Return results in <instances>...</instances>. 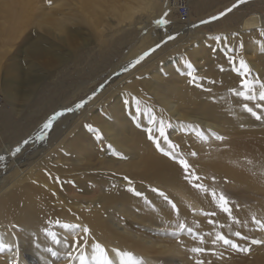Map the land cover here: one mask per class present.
<instances>
[{
	"label": "rangeland",
	"instance_id": "rangeland-1",
	"mask_svg": "<svg viewBox=\"0 0 264 264\" xmlns=\"http://www.w3.org/2000/svg\"><path fill=\"white\" fill-rule=\"evenodd\" d=\"M39 2V4L43 3L44 6H52L53 4V1L50 0H41ZM157 2L159 5H154L156 8L154 11L156 12L152 13L149 10L142 11L143 14L139 23H129L127 21V23L122 24L118 23L113 17H110L109 20L108 17H103V21L94 25H91L88 20H82V23L72 25V28L77 30V34L74 40L67 41V43L39 27L30 10L29 14L26 11L23 12L25 13L23 15L28 16V19L23 16L25 20L15 21V24L13 19L10 21V18L4 17V20L6 18L5 27L4 24L0 25V97L2 104L0 108V148L4 144L17 143L25 138L27 139L29 136H34L33 133L35 134L38 131L39 127L53 112L64 108H74L81 100H86L87 97L92 96L96 92L95 96L83 108L79 109L80 113H78L77 118L71 112L66 113V116L63 117L64 119L56 122L57 124L53 126V130L45 141L26 146L21 153L15 156V159H19V166L23 170L38 168L40 164H43L41 172L43 173L42 178H44L38 184L42 187L41 190L45 191V194L48 196L49 202L47 203L51 206L49 211H52V209L59 211L57 216H53L54 221L59 220L61 223H69L68 220H63V217L71 216V213L75 211H84L87 214L91 213L95 222L101 221L103 224L107 222L108 225L105 224V226L110 228L111 235L115 239L121 238L125 243L126 241H130L126 245H130L134 240L140 239V237L144 238L143 240L147 242L148 247L152 244L150 246L151 250L149 249V255L151 253L150 256L158 264L170 263L168 258L172 255L157 253L159 245L166 243L174 244V246H178L179 248H188V253L185 254L188 258V264H264V228L255 223L256 220L264 223V179H261L264 176V166L258 167L259 162L257 158L260 156L258 150L252 149L251 153L241 152L235 160L236 162L244 163L242 169L254 162L256 172L249 175V177L253 178L251 181L242 179L239 175L233 177L230 173L224 174L219 172L217 169L212 168L210 164L213 161V150L216 149L213 147L214 145L218 143L222 144L227 138L236 139L245 137L251 140L250 138L254 137V139H263L264 126L252 125L240 131L230 132L227 129L216 128L214 126L216 122L213 119L203 116L195 117V120L192 118L188 124L180 122L177 125L175 134L172 135L170 132L168 134L170 140L174 144L179 145V151L183 154V157L188 159L195 173L202 178L199 182L206 185L209 190L214 189L217 195L223 193L229 199L233 218H229L228 214L221 211L217 205L209 206L200 189L194 188L192 183L185 179L181 166L160 150L159 154L162 153L161 156L163 155L169 163L176 164L179 167L181 174L178 176L180 178L177 181L179 180L178 183L184 185L180 189L194 196L198 206H193L184 197L185 194L180 193L177 187L174 189L169 186L165 187L163 183L157 182V180H154L150 176L140 177V171L144 168L138 166L139 168H135V171H133V173L137 172L134 173L135 178L129 181H131V187H134L137 192L143 193V196L140 197H147L146 199L152 202L149 195H158L152 189H159L166 194L168 201L174 203L181 213L176 216L173 211H169L171 204L159 195L155 197L154 201L156 203H163L162 208L164 210L161 209L159 210L160 212H147L138 206V202L135 199L136 195L128 190L130 186L129 181L119 178L116 168L104 170L99 160H95L94 158L99 156L102 159L103 156L106 158L112 156L117 157L116 162H119L118 160H128L127 162H130L131 160L119 153L120 147L109 151L108 146L104 144L105 141L101 142L98 139L97 132L90 130H88L87 135L93 138L95 144L97 142L99 145L95 147L97 151L95 155L92 152L90 154H83L80 165L83 166L81 169L85 171L80 173L79 176H85L84 178L91 181L92 179L99 180L103 177L105 178V175H107L105 180L108 178L109 182L103 184L102 188L97 192L99 195L96 194V196L104 197L106 194L113 193L117 196L116 201L111 202V199L108 201L96 199L87 203L83 200L79 205H74L72 194L64 187L63 178L66 172H56L52 167L54 165L68 166L66 163L69 162L63 160L71 155L69 152L63 150L61 146L63 142L61 143V139L56 135L57 133L65 132L63 136L74 137L77 125H80L81 122L92 120L96 116L100 118L104 117L109 102L113 103L121 99L118 101V104H125L126 98L124 95L128 93V89H126V92L121 89L117 91L118 88L120 86L126 88L131 84L130 82H135L134 80L141 81L143 85L155 82L158 71L166 70V66L171 65L172 61L170 60L173 56L179 60L182 59L180 60L181 62L175 64V68L179 67L181 63L186 64L187 62H191L193 67L190 70L196 78L201 74L198 70H230L232 75L236 76L235 81L238 84H241L239 82H241L242 77L234 70L233 65L229 62L228 55L235 57L237 67L239 60L243 59L249 66L251 74L253 70H257L256 67L260 63L264 62L263 44L260 39L257 40L259 38L258 33L263 30L257 29L260 26L252 27V30L249 29L247 31L242 27V22L245 18L252 14L261 16V20H264V0H245L244 3L239 4L235 8H232V6L237 3V0H189V22L197 25V27H194L195 30L192 34H188L184 30L189 22L182 23L179 16L176 15L175 10L169 7L170 5L162 9L160 6L161 2ZM165 3H168V1ZM91 6L92 4L88 5L87 8ZM229 8L232 10L226 12V9ZM221 12H225V15L219 16ZM165 13H167L166 17H164ZM107 15L112 16L110 14ZM213 16L218 17V19L200 24V21H207ZM161 17L166 18L170 23L163 27H157L155 21ZM259 22L262 23L261 21ZM146 29H149L151 34L149 37L147 36L145 50L137 52L133 57L134 59L131 57L128 59L124 58L130 47L145 33L144 30ZM65 35L62 34V36ZM169 36L173 38L169 39ZM216 36L226 37L227 39L216 41L213 39ZM157 44L160 45L159 48L155 47ZM241 44L243 47H240ZM225 45L234 51H230L226 55ZM51 46L56 47L52 48ZM150 49L155 50L149 52ZM146 52L149 54L139 64L128 69L126 71L128 74L125 72L126 74L123 75L124 79H120V81L118 79L116 82L114 81L103 86V80L108 77L109 71L120 70L122 67L118 66L121 63L130 61L128 64H132ZM233 79L230 78L231 81ZM189 82L197 85V82H192V78ZM4 90H8L10 93ZM123 91L126 93L123 94ZM100 96L103 97L93 108H87ZM143 99L146 100L145 98ZM139 105L137 106L139 107ZM139 108L142 111V107ZM95 110L98 112V115L95 113ZM126 114L129 115L126 120L128 121L130 118L132 121L130 122L129 120V123H132L138 129L140 128L142 131L139 130L143 132L142 134L146 133L148 135L149 133L146 132V129L149 127L153 126L152 128H156L153 123L150 125L140 124L139 122L142 121V118L138 116L136 108L131 109ZM136 114L137 117H134ZM70 116L72 117L71 121L67 118L65 120V117L69 118ZM73 120L75 122L77 120V124L73 125ZM168 122H171V120ZM70 124L72 125L67 130ZM198 133H202V135H198ZM154 135H157V133ZM103 136L105 137L104 134ZM217 137H223V139H217ZM186 144L189 145L188 151L185 150ZM84 146L85 151H88L89 148L94 150L93 146L86 145V142ZM220 148L230 151L228 146L223 145ZM262 151L264 153V150ZM192 152H195L196 155H190ZM56 157H59V159H56ZM45 158H48L50 162L48 163V161L44 160ZM91 159H94L97 164L96 169L92 171L88 168L91 164ZM12 163L11 159L0 163V177L5 175ZM52 173L55 178L52 176ZM213 177H215V180L212 179ZM12 179L7 177L0 180V195L7 193V191L3 190L10 185ZM115 184L120 187L125 186L124 188L127 191L123 192L122 195H117L116 190L113 189ZM18 188L24 191L33 189L23 188L22 185H19ZM201 191L205 193V191ZM77 192L81 193V190L78 189ZM127 192L132 193V198L128 196ZM207 193L210 195L209 192ZM62 200L63 204H60ZM209 201L215 202L212 196H210ZM137 209H139L138 212ZM205 212L215 213V215L206 216L203 214ZM209 221H212V223ZM182 223L187 228H191L193 232L189 233L187 229L180 231L179 226ZM83 224L85 223L83 222ZM85 227L87 226L85 225ZM8 228L14 229L17 233V242L12 244V252L16 251V257H20L21 250L25 246L19 244L20 240L27 238L26 235L30 237L37 230L33 231L31 228L23 230L14 220H10ZM48 228L63 236L66 235L64 230L59 229L53 224H50ZM0 229H4V227H0ZM237 231L241 233L242 237H246V239H242L241 236H235L234 233ZM94 232L96 231H91V229L90 234L82 231L78 235L69 236V239L67 237V239L71 243L74 237L87 236L89 244L99 242L98 239L92 238H97L100 235ZM219 233H223L242 248H248L249 251H239L231 245L223 244L221 241L213 243ZM124 237H128V240ZM200 237L203 239L201 240ZM253 241H261L262 243H253ZM26 244L29 251L35 246V243L30 239L26 241ZM48 248H52L57 252V255H52L49 252V256L52 259L51 264H76V260H71L67 256V252L71 249H66L65 246L57 248L56 244L53 243L47 244L46 249ZM197 248L205 250L198 252L195 251ZM73 255L78 256V252L73 251ZM174 258L179 261L178 257ZM0 259L7 260V263L12 261L6 250L0 252ZM137 260L140 264L141 259ZM20 262H28L24 254H21ZM12 263L16 264V261H12Z\"/></svg>",
	"mask_w": 264,
	"mask_h": 264
},
{
	"label": "bare ground",
	"instance_id": "bare-ground-1",
	"mask_svg": "<svg viewBox=\"0 0 264 264\" xmlns=\"http://www.w3.org/2000/svg\"><path fill=\"white\" fill-rule=\"evenodd\" d=\"M39 1L41 0H0V25L4 24L5 27L6 18L4 20V17L10 18V21L11 19H13L14 24L15 21H19L22 19V21H24L26 15H23L25 14L23 12L26 11L27 14H29L28 12L30 10V12H32V16L35 18L34 20H36L39 27L67 43V41L74 40V37H76L77 34V30L72 28V25L82 23V20H88L91 25H94L98 22L103 21V17H108V20L110 19V17H113L118 23L122 24L127 23V21H129V23H139V20L141 19L143 14L142 11L149 10L152 13L156 12L154 11L156 10L154 5H159L157 1L161 2L160 6L162 9L167 5H170V3L163 2L164 0H50L53 1L52 6H44L43 3L39 4ZM90 4H92V6L90 8H87V6ZM107 14H110L112 16H109ZM27 17L26 19H28ZM259 21H261L262 23H260ZM192 25L193 24L189 22L186 28H184V30L188 34H192L195 30ZM242 25L245 31L249 29L252 30V26H260L257 29H261L263 31L258 33L259 38L257 40L260 39V41H262V50H264V20H261V16L259 17L256 14H252L251 16L245 18V20L242 22ZM102 27H104V25H102ZM144 32L145 33L138 38L137 42L132 47H130L129 51L124 55V58H133L137 52H140L146 47L147 36L149 37L151 33L149 32V29L144 30ZM62 34L66 35L62 36ZM54 47L56 46H53L52 48ZM57 48L56 50H58ZM180 60L177 57L174 58L173 56L170 60L172 61L171 65L166 66V70H159L157 73V80L155 79L156 81H153L151 84L147 83L148 85L145 83V85L147 86L143 85L141 81L138 82V80H134L135 82H130L131 84L129 83L130 85L126 88L120 86L117 91H119L120 89L126 91V89H128L127 94H125L127 91H123V94H125L124 96L126 98L125 104H118V101H120L121 99L113 103L109 102L108 105L106 104L108 109H106V112L104 111V117L100 118L96 116L93 117L92 120L84 121L83 123L81 122L80 125H77L78 127L74 132V137H69L67 135L63 136L65 132H59L56 134L57 137L61 139V143L63 142V145H61L63 150L69 152V154L71 155L70 157H67L65 158V160H63L65 162H69L66 163V165L68 166L62 167L59 165H54L52 167L56 172H66L63 178V182L65 183L64 187L69 191V193L72 194L74 205H79L83 200L88 203L96 199L106 201L111 199V202H114L116 201L117 197L113 193L106 194V196L104 197L96 196V194H98L97 192L102 188L103 184L109 182L108 178L105 180L107 175H105V178L103 177L99 180L92 179L91 181H89L87 178H84L85 176H82L83 178L79 176L80 173L85 171L84 169H81V167L83 166L80 165L82 162L81 158L83 154H90L92 152L95 155V153H97L95 147L99 145L97 142L95 144L93 142V138L87 135L89 130L87 126L91 125L93 128L98 129V139L101 140V142L105 141V146L111 145L112 149L120 147L119 153H121L123 157H127L131 160L130 162H127L128 160H118L119 162H116L117 157L111 156L106 158L105 156H103L105 158L103 159L102 157L101 159V157L96 156L94 159L99 160L101 165L104 167V170L116 168V172L119 178H122V180L125 181H129L135 178L134 173L137 172L133 173V171H135L134 169L141 166L144 169L140 171V177L150 176L154 180H157V182L163 183L165 187L169 186L172 189L177 187L180 193L185 194L184 197L187 198L193 206H198V203L194 199V196L180 189L183 188L184 185L179 184V180L177 181V179L180 178L178 176L181 174L179 167L176 164L169 163L163 155L161 156L162 153L159 154V150L155 146L156 143L154 142V140L149 138V134H142L143 132H141L142 130L140 128L139 129L141 131L138 129V127H134L132 123H129L130 118L128 121L126 120L128 119L127 117H129V115H127L126 113L133 108H137V101L146 102V100H148L146 103L139 102V104L141 105L138 104L139 107H142V111L140 113L138 112V116L142 118V121L139 122L140 124H149V114L151 113L157 118V121L163 120L167 123L169 120H171V124L173 127L168 130V134L170 132V134L172 135L175 134L177 125L180 122L188 124L192 120V118L193 120H195V117L203 116L213 119L216 122V124L214 123V126L216 128L227 129L230 132L240 131L242 129H245V127L252 125L260 127L264 126V108L256 107L257 104H264V101H260L258 99L259 92L262 90L260 84L264 83V62L260 63L256 67L257 70H253V73L248 77L250 81L257 80L260 82L255 85L257 99L245 100L232 91L233 89H235L236 92H239L241 90V84L236 83V76H233L230 70H198L201 72V74L198 75L195 81L197 82V85H195L189 82L191 78L187 75V72L189 71L187 68V63H181L179 67L175 68V64H177V62H181ZM128 63H130V61H128L127 63H121L118 66L122 67L120 68V70L109 71L107 74L108 77L103 80V86H106L114 81L116 82V80L118 79L119 81L120 79H124L123 75L127 72L123 71L122 69H130L131 64ZM230 78L234 79L231 81ZM212 81H214V83H212ZM102 97L103 96H100L99 98L95 99L93 104L90 103L91 105H89V107L87 108H93ZM143 98H145L146 100H144ZM245 103H247L249 107L253 108V110L258 115H260L261 118L257 119L256 115H253L252 113L246 111L243 107ZM71 113L74 114L75 118H77L80 110L78 109ZM95 113L98 115L97 111ZM101 113L103 114V112ZM64 116H62L58 121L64 119ZM134 117H137V114ZM66 118L69 119V121L72 120L71 116L69 118L65 117V120ZM131 121L132 120H130V122ZM76 122L78 121L76 120ZM76 122L74 121L73 125ZM207 123L210 124L211 122ZM153 124L155 127L158 126L157 123ZM71 125L72 124L68 125V128L66 127L67 130H69ZM143 131L145 132V130ZM103 134L105 135V137L103 136ZM154 134L156 133H153V135ZM250 139L251 140H248L245 137L236 139L227 138V140H225L222 144L218 143L217 145H214L213 147H215L216 149L213 150L214 157L212 156L213 161H211L210 163L211 167L224 174L230 173L233 177H237L239 175L242 179H247V181L253 180V178L249 177V175L256 172L254 162L247 165L246 168L242 169L244 163L235 161L238 154H240L241 152L251 153L253 149L255 151L258 150V154L260 155V158H257V161L259 162L258 167L264 166V153L262 151L264 150V138L254 139V137H251ZM23 140L13 144H4L3 147L0 148V155H5L7 159H11L13 161L10 168L6 171L5 175L0 177V180L7 177H10L11 179L13 178L10 185L5 190H3L7 191V193L0 195V227H4V229H0V242L7 244H13L17 242V233L14 229L8 228L10 220H14L15 223L21 226L23 230L31 228L33 231H37L33 232L30 237L26 235L27 238H22L19 243L21 246L25 245L22 248L23 250H21V254H24L26 256L28 262L21 263V254L20 257H16V251L12 252L6 250L8 255L12 258V261H16V264H51L52 259L49 256L46 245L55 243L51 240L50 237L45 234L44 230L48 229L49 231H51V228L48 227L50 226V224H53L59 229H62L66 232V235L64 236L59 233L58 235L61 238L68 237V239L69 236L78 235L82 231L73 233L70 230L63 229L54 221L53 216H57L59 211H55L52 208V211H49L51 206L47 203L49 202L48 196L45 194V191L41 190L42 187L38 184L44 178H42L43 173L41 172L43 164H40V167L38 168H29L23 170L19 166V159H15V157L10 155L11 151ZM85 142L86 145H92L94 150H91V148H89L88 151H85ZM186 145L187 146L185 147V150L188 151L189 145ZM223 145L228 146V149H230V151H227L225 148H220ZM161 146L166 148V145H164L163 141H161ZM56 159H59V157H56ZM94 159H91V164L88 167L91 171L95 170L97 166ZM44 160L48 161V163L50 162L48 158H45ZM1 162L2 161H0V163ZM52 176L55 178L53 173ZM125 177H127L128 179H124ZM262 177L261 179H264V176ZM102 180L103 182L101 183ZM19 185H22L23 188L26 189H33L28 191L20 190V188H18ZM118 185L115 184L113 187V189L116 190L117 195H122L123 192L127 191V189L124 188L125 186L120 187L122 185ZM78 189L81 190V193L77 192ZM200 192L204 196V199L208 201L209 206L217 205V203L209 201L211 195H209L207 192L203 193L201 190ZM127 194H129L128 196L132 198V193L127 192ZM156 196L158 195H149L152 200L151 204L146 203L145 198H141L140 196H135V199L138 202V206L145 209L147 212H160L159 210L163 209V203H156V201H154ZM60 204H63V200ZM139 209H137V212L139 211ZM169 209V211H173L174 215L176 216L181 213L180 211L177 213V211H175L172 207H170ZM11 211H13V213H11ZM73 213H71V216L63 217V220H68L69 223L78 224L82 227H85L86 225L89 229H91V231H96L94 233L100 234L97 238H92L98 239V241L109 251L110 257L113 260V264H119V258L117 257L114 249H120L124 252H132L136 259H141L140 264H158L154 260V258L150 256L151 253L149 255V249L151 248L150 246L152 244L148 247L147 242L143 240L144 238L140 237V239H137L136 241L133 239L134 242H132L130 245H126L130 241H126L125 243L121 238V240L115 239V237L111 235L112 232L110 228L105 226L107 222L105 224H103L101 221L95 222L93 220V214H87L84 211H75ZM163 215L165 214L163 213ZM83 222L85 224H83ZM124 238L128 240V237ZM28 239L32 240L35 243V246L32 247L30 251L28 250V246L26 244V241ZM146 244L147 246H145ZM90 245L91 244H89V246ZM56 246L57 248H62L64 247V244L62 242L61 244H56ZM156 248L158 247L156 246ZM187 250L188 248H179L178 246H174V244L166 243L159 245L157 253H166L172 255L170 256V258H168L170 260L169 264H188V258L185 255L186 253H188ZM92 251L93 250L91 249V247H89L86 252L88 264H92ZM173 256L178 257L179 261L178 259L175 260ZM12 261L10 263H7V260L4 261L0 259V264H13ZM75 263L80 264L79 259H76Z\"/></svg>",
	"mask_w": 264,
	"mask_h": 264
},
{
	"label": "snow or ice",
	"instance_id": "snow-or-ice-1",
	"mask_svg": "<svg viewBox=\"0 0 264 264\" xmlns=\"http://www.w3.org/2000/svg\"><path fill=\"white\" fill-rule=\"evenodd\" d=\"M245 0H237V3L234 4L232 6V8L237 7L239 4L244 3ZM232 9H226V12H230ZM225 12H221L219 14V16H224ZM167 16V13L164 14V17ZM161 17L160 19H157L155 21V24L157 25V27H163L166 26L167 24L170 23V21H168L166 18ZM218 19V17L213 16L210 17L209 20H202L200 21V24H205V23H209L212 20H216ZM192 27H197V25H192ZM173 37L169 36V39H172ZM216 41H220L222 39L226 40V37H220V36H216L213 38ZM156 48H159L160 45L157 44L155 46ZM240 47H243V45L241 44ZM155 49H150L149 52L154 51ZM230 51H234L232 49H229L228 46L225 45V54L228 55V53ZM149 53L146 52L144 53L141 57H139L137 60H135L130 67H134L136 64H139L141 60L144 59L145 56H147ZM228 59L229 62L233 65L234 70L240 74V76L242 77L241 79V90L239 92H236L235 89H233L232 91L242 97L245 100H256L257 99V95H256V91H255V85L257 83H260L257 80H249L248 77L251 75V70L249 68V66L247 65V63L243 60L240 59L238 62V67L236 66V60L234 56L228 55ZM193 66L191 65V62H187V68L189 69V71L187 72V75L192 78V82L195 83L196 81V77H194L193 72L190 70ZM123 71H127L128 68H124L122 69ZM212 83H214V81H212ZM103 87V86H101ZM202 87V85H201ZM261 87V91L259 92V96L258 99L260 101H264V83L260 84ZM93 96H95V93H93L92 96L87 97L86 100H81L79 103H77L75 105L74 108H64L61 109L60 111L57 112H53L48 118L47 120L39 127L38 131L34 134V136H29L27 139H24L21 143H19L10 153L11 156L15 157L17 156V154L21 153L22 150L25 149L26 146H29L33 143H39V142H43L45 141L48 136L49 133L53 130V126L54 124L62 117L64 116L66 113L69 112H73L76 111L78 109L83 108L88 101H90ZM139 104V101H137V105ZM244 109L250 113H252L253 115H256L257 119H260V115H258L253 108L249 107L247 103H245L243 105ZM257 108H264V104H257L256 105ZM141 109L137 106L136 108V112H140ZM152 123H157L158 126L153 129L152 127L147 128V132L149 133V138L154 140V142L156 143V147L158 150H160L161 152H163L165 155L169 156L171 159H173L174 161H176L182 168L183 173H184V177L186 180H188L189 182L192 183L193 187L196 189H200L203 190L205 192H209L210 195L212 196L213 200L217 203V206L221 209V211H223L224 213H227L229 218H233L232 217V209L230 207V201L229 199L223 194L220 193L219 195H217L216 191L214 189L209 190L208 187L206 185H204L203 183H200L199 181L202 180V178L197 175L195 173V171L193 170L192 166L189 164L188 159L186 157H183V154L179 151V145L174 144L168 136V130L171 129L173 126L171 124V122H165L163 120H159L157 121V118L152 115L151 113L149 114V124ZM89 128L90 131L93 132H98V129L93 128L91 125L87 126ZM157 133L158 135H153V133ZM198 135H202V133H198ZM206 138V137H205ZM217 139H223V137H217ZM161 141H163L164 145H166L165 147L161 146ZM109 151L112 150L111 145L108 146ZM117 155H119L117 153ZM190 155L195 156L196 153L192 152L190 153ZM7 159V157L5 155H0V161H5ZM125 179L127 180L128 178L125 177ZM213 180H215V177L212 178ZM129 188L128 190L132 193H134L136 196H143V193L141 192H137L136 189L134 187H131V181H129ZM153 192L158 193L159 196H161L164 200L168 201V197L166 196V194L162 191H160L159 189H152ZM145 202L148 204H151L150 201H148L145 198ZM169 204H171V207L177 211V213L179 212V209L176 208V205L174 203H172L171 201H168ZM204 215H215V213H203ZM210 223H212V221H209ZM57 224L60 225V227H62L63 229H67L70 230L73 233H77L80 231H83L86 234H90V229H88L87 227H82L81 225L78 224H72V223H61L59 220L56 221ZM255 223L257 225H259L261 228H264V223H262L259 220H256ZM185 229H187V231L189 233H192L193 230L191 228H187V226L185 224H180L179 226V230L180 231H184ZM45 234L51 238V240L55 243V244H61L63 242L64 246L66 249H71L70 251L67 252V256L71 259V260H76L79 259L80 264H88V260H87V256H86V252L88 250L89 247H91L92 251V264H113V260L110 257L109 251L99 242H94L89 246V241L87 236L85 237H74V239L71 241V243L68 241L67 237L61 238L57 232L55 231H49L48 229H45ZM175 234V233H174ZM199 235V234H197ZM235 236H241L240 232H235L234 233ZM201 240L203 239L202 237H200ZM242 239H246V237H242ZM217 241H221L223 242V244L225 245H231L232 247L236 248L239 251H249L248 248H242L239 244H237L234 240L229 239L228 237H226L223 233H219L216 237V240L213 241V243H216ZM253 243H262L261 241H253ZM12 251L13 250V245L12 244H7V243H0V252L3 251ZM205 249L203 248H197L195 249V251L198 252H202ZM48 252H50L52 255H57V252L54 251L52 248H48L47 249ZM73 251L78 252V256H74L73 255ZM114 251L116 252L117 257L119 258V264H139V261L135 258L134 254L132 252H124L121 251L120 249H114Z\"/></svg>",
	"mask_w": 264,
	"mask_h": 264
},
{
	"label": "built area",
	"instance_id": "built-area-1",
	"mask_svg": "<svg viewBox=\"0 0 264 264\" xmlns=\"http://www.w3.org/2000/svg\"><path fill=\"white\" fill-rule=\"evenodd\" d=\"M170 3L172 9L175 10L176 15L179 16L182 23L189 21L190 6L188 4L189 0H165V2ZM1 97H0V108H1Z\"/></svg>",
	"mask_w": 264,
	"mask_h": 264
},
{
	"label": "water",
	"instance_id": "water-1",
	"mask_svg": "<svg viewBox=\"0 0 264 264\" xmlns=\"http://www.w3.org/2000/svg\"><path fill=\"white\" fill-rule=\"evenodd\" d=\"M252 27H254V26H252ZM251 28V27H250Z\"/></svg>",
	"mask_w": 264,
	"mask_h": 264
}]
</instances>
